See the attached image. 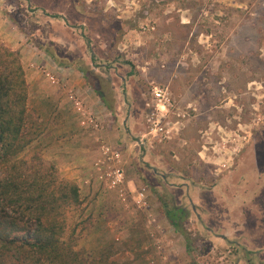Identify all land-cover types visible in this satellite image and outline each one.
I'll return each mask as SVG.
<instances>
[{"label": "rangeland", "instance_id": "374dc122", "mask_svg": "<svg viewBox=\"0 0 264 264\" xmlns=\"http://www.w3.org/2000/svg\"><path fill=\"white\" fill-rule=\"evenodd\" d=\"M135 8L140 18H138L140 20L138 31L146 34L152 31L150 28L157 19L159 25L170 28L174 23V17L183 16L190 27L185 33L178 30V37L184 39L183 36L186 37L188 32L191 34V45L196 53L195 59L219 55L217 50H220L221 45L226 44L224 41L228 38L231 27H238L236 41L241 42L240 51L242 50L244 59H248L250 66H253V69H250L253 72L250 78H254L256 94L249 101H236L239 111L241 110L244 115H238L233 122L229 120L228 127H236L237 130L228 132V135L220 133L224 139L222 143L231 146L230 152L226 153L227 156L224 154L225 150H217L225 155L221 165L220 162L200 165L194 162L188 163L189 160H196L193 158L195 149L190 150L183 157V148L177 144L179 140L173 142L172 132H169L168 138L163 135L155 137L144 135L150 142L142 145L140 151L135 142L129 150L121 147V161H125V164L121 163L125 179L130 180L132 189H143L147 194L156 215L153 228L147 224L149 215H145L136 207V209H125L114 191L102 189L100 185L94 183L101 197L106 201L93 213L94 203L81 194L82 207L67 215V233L78 224L77 246L92 256L111 250L113 253L111 260L117 264H177V259L179 264H238L243 252L241 247L222 240L219 234L214 233L207 226L215 223L216 220L214 208L206 202L213 197L210 195L198 198L196 202L199 206L198 211H193L190 199L193 202L194 197L185 196L177 186L186 181L194 188L201 182L203 189H206L217 182L220 184L215 192L220 194L222 200V182H219L218 178L228 175L230 179L233 176L239 178L238 181L242 185L255 184L254 189L250 191L254 196L248 198V201L245 199L243 206L249 208L257 203L262 205L260 210L264 211V89L262 87L264 85V0H0V11L8 16V20L21 33L18 41H25L27 44L30 54L34 57L30 60V65L34 64V66L45 59L51 62L52 59L59 62L61 60L69 62L73 59L77 63L91 59L93 62L101 63L104 59L101 50H109L113 45L117 47V42L124 32V26L120 27V19L117 16L126 17L132 14ZM0 43L11 49L8 43L1 40ZM224 46L222 49L226 48ZM15 51L19 54L18 50ZM109 56H111L110 52ZM119 56L120 53L117 52L115 58ZM19 57L22 63L20 54ZM126 61L133 70L131 58L127 57ZM90 73L94 74L93 71ZM111 77L112 82L108 78H102L100 87L105 93L106 102L114 107L115 100L111 98L114 90L125 92L126 88L121 85L120 79L115 74ZM139 86H142L143 92ZM150 87L151 84L145 81L138 87L134 85L130 88V99L127 101H124L120 95L118 103H115L119 110L117 109L115 114L112 112V121L118 124L119 120L127 118L128 127L133 133H138L140 130L145 134L147 127L145 116L153 103ZM170 98L171 106L164 119L168 127H172L170 122L173 116L185 120L193 117L199 110L198 103L182 107L180 101L173 96ZM214 102L218 104V100ZM242 102H246L248 108L245 109L241 105ZM171 109L173 114H170ZM32 123L34 127L29 128L34 130L37 137L18 156L27 158V161L38 157L44 163L55 166L50 143L44 139L47 127H42L41 124L45 122L39 121L40 126L38 121L31 120L28 126H32ZM177 129L180 130L181 127ZM143 134L140 137H143ZM173 144L179 147L178 158L173 157L175 148ZM190 154L192 157H189ZM55 168L61 177L66 178L56 166ZM197 170L204 171L206 176L210 173L209 179L193 178L194 171ZM230 172L232 175H229ZM232 199L235 202H232ZM225 200L227 201L225 204L231 205H237L238 202V198L231 196L223 197V201ZM176 207L187 211V216L179 220V230H176L165 216V209L173 210ZM207 207L211 211L205 210ZM225 222L231 224L228 219ZM247 223L250 224L246 220L241 225L240 229H244L240 233L241 239L254 238L259 230ZM231 234L226 238H238L236 232ZM153 237H160L161 243H169L168 250L172 248L171 254L163 258L162 256L167 252L162 251L161 248H154L153 253H150L152 250L150 247L143 248V242ZM185 237L189 239L188 249H186ZM260 250L264 251V247ZM157 251L161 252L157 253ZM259 256L264 257V254ZM242 257L248 258V263L254 261L250 254ZM254 263L261 262L257 259Z\"/></svg>", "mask_w": 264, "mask_h": 264}, {"label": "crops", "instance_id": "0c3cea01", "mask_svg": "<svg viewBox=\"0 0 264 264\" xmlns=\"http://www.w3.org/2000/svg\"><path fill=\"white\" fill-rule=\"evenodd\" d=\"M136 9L132 14L125 15L126 17L117 16L120 19V27L124 26V32L120 31L122 34L117 42V47L113 45L109 50L100 49L104 58L101 63L93 62L91 59L84 60L82 63H77L73 59L69 62L62 60L59 62L53 59L51 62L45 59L37 66L30 65V60L34 57L30 54L25 41H18L21 38V33L8 20V16L0 11V40L6 44L8 43L12 50H18L21 59H23L22 66L28 88V108L33 109L39 116L40 121L45 122L47 130L44 139L50 143L55 166L66 178L73 180L78 185L80 196L83 194L94 203L93 213L99 209L100 204H104L106 201L103 199L104 197H101L100 191L93 182L90 185L86 183L87 177L91 176L90 174L93 175V162L100 158L101 143H109L122 151L121 147L129 150L135 142L138 145V151H140L142 145L148 141L150 142L149 138L146 139L144 135L154 136V132H149L148 127H146L145 134L140 130H138V133H133L128 127L129 120L127 118L119 120L118 124L116 121H112V112L116 113V110H119L115 103H118L121 98L120 95H122L124 101H127V99H130V88L134 85L138 87L145 81L151 84L150 90L155 86L167 87L170 96L180 101L182 107L189 106L191 103H198L199 110L193 117L180 120L173 116L170 122L172 123L170 129L174 139L173 142L179 140L177 144L183 148V157L190 150L195 149L196 153L193 158L196 160H189L188 163L194 162L196 165H200L202 163L220 162L221 165V161L225 157L224 154L227 151L230 152L231 146L222 143L224 139L220 133L228 135V132L232 133L237 130L236 127H228L229 120L233 122V119L237 118L238 115H244L243 112H240L241 110L239 111L236 101H249L250 98L255 96L257 90V87L253 85L255 83L254 78H250L253 75L250 70L253 69V66H250L248 59H244L245 56L239 47L241 42L236 41V33L239 32L238 27H231L227 35L228 38L224 41L226 44H220V50H217L220 53L219 55L215 54L212 58L206 57L203 59L200 57V59H195L194 54L196 53L191 45V34L188 32L186 37L183 36L184 39L178 37V30L185 33L190 27L183 16L177 15V17H174V23L170 28L159 25V19H157L150 28L152 31L146 34L138 31L140 18L138 12L135 11ZM246 41V45H248V40ZM223 46L226 48L222 49ZM116 48L118 51H116ZM109 52L111 56H109ZM117 52L120 53V56L115 58ZM203 56L205 57V55ZM127 57L132 60L133 70L132 66L126 61ZM123 58L125 59L123 60ZM39 66L44 67L45 71L54 72L56 79L51 81L45 77V73L38 68ZM81 68L93 71L94 75L97 74L98 84H100L102 78H108L112 82V74L120 79L121 85L126 88V91L120 92L112 88L114 94L111 98L115 100L114 107H108L105 93L101 87H99V91L103 94V97H100L98 92L88 83ZM139 87L142 89V86ZM262 87L264 89V85ZM71 92L83 102L84 108L97 118L98 128H93V126L86 128V126L81 125L80 113L76 111L70 99ZM142 95L145 94L142 93ZM216 100H218V104L214 102ZM245 103L242 102L241 105L246 109L248 106ZM170 114H173L172 109ZM177 127H181V129L179 130ZM141 134H143V137H140ZM177 144H173L175 146L173 157L175 158L179 156ZM219 149L225 150V153L221 154L220 151H217ZM189 157H192V155L190 154ZM121 163L125 164V161H121L119 164ZM129 163L127 166H129ZM136 165L138 166V164ZM192 169L194 168L192 167ZM194 173L193 178L198 180L209 179L210 176V173H207L206 176L204 171L197 170ZM173 174L176 175L175 172ZM229 175H232V172ZM183 178L186 179L185 176ZM238 179L233 176L228 179V175L218 178V181L222 182V200L220 194L218 195L215 192L220 184L217 182L210 188L203 189L201 182L192 188L190 187L191 184L185 181L177 188L183 191L185 196L194 197L195 200L192 199V202L190 199V203L195 205V211H198L199 207L196 203L198 198L210 195L213 197L209 201L207 199L206 202L214 208L216 220L215 223L207 226L214 233L226 237L232 235V232L237 233L238 238L229 239L228 242L240 246L243 250L238 264H247L248 258L242 256L248 254L252 256L254 261L260 260L261 263L257 264H264V257L259 256L264 254V251L260 250L261 247H264V211L260 210L262 205L257 203L252 204V207L249 208L243 206L245 199L248 201V198L254 196L250 191L254 189L255 184L242 185ZM127 188L132 189V185L130 180L125 179L124 189ZM111 191H114L117 195V191ZM227 196L238 198L237 205L225 204L227 201H223V197L227 198ZM232 202H235V200L232 199ZM120 203L125 209H136L130 200H128V203L121 201ZM207 208L205 210L211 211ZM141 211L150 216L147 224L153 228L156 215L149 201L147 208L141 209ZM227 219L231 221L230 225L225 222ZM246 220L250 222L247 225L259 228L254 238L247 236L248 240L241 239L242 234H240L244 230L240 229L242 228L241 225ZM206 223L205 219L204 224L206 225ZM160 240V237L148 239L143 242V248L150 247L152 249L150 253L154 252V248H161L162 251L167 252L162 256L165 258L171 254L170 250L172 248L168 250L169 243H161ZM166 241L171 242L170 240ZM160 252L157 251V253ZM254 261L251 264H256ZM176 262L179 264L178 259Z\"/></svg>", "mask_w": 264, "mask_h": 264}, {"label": "trees", "instance_id": "16d2710c", "mask_svg": "<svg viewBox=\"0 0 264 264\" xmlns=\"http://www.w3.org/2000/svg\"><path fill=\"white\" fill-rule=\"evenodd\" d=\"M81 70L103 97L96 75ZM31 120L40 121L28 108L19 54L0 43V264H117L111 250L92 256L77 246L78 224L67 233L68 213L82 207L78 185L53 164L18 156L37 137ZM165 216L179 230L187 211L165 209Z\"/></svg>", "mask_w": 264, "mask_h": 264}, {"label": "built area", "instance_id": "2783aa9c", "mask_svg": "<svg viewBox=\"0 0 264 264\" xmlns=\"http://www.w3.org/2000/svg\"><path fill=\"white\" fill-rule=\"evenodd\" d=\"M41 70L45 73V76L54 81L56 76L52 71H45L44 67ZM153 103L147 112L146 124L149 128V132L153 131L154 136L169 137L171 127H168L167 122L164 119L167 115L168 108L171 106V98L167 87H153L152 90ZM70 99L76 111L80 113V123L86 128H98V120L90 112L84 108L83 102L76 97L72 92L70 93ZM122 152L119 148L110 145L109 143H101L100 146V158L96 159L92 164L93 175L87 177L86 183H97L103 189L117 191L119 200L123 203L131 201L132 205L136 208L145 209L148 206V198L143 190L136 189H124L125 174L122 168L121 162Z\"/></svg>", "mask_w": 264, "mask_h": 264}, {"label": "flooded vegetation", "instance_id": "af4514ba", "mask_svg": "<svg viewBox=\"0 0 264 264\" xmlns=\"http://www.w3.org/2000/svg\"><path fill=\"white\" fill-rule=\"evenodd\" d=\"M190 204H191V209H192L193 211L196 210L195 205H194L193 203H190ZM220 238H222L221 235H220ZM222 239H225V240L229 241V239H227L226 236H225V238H222ZM246 263H247V264H251L252 262H249V263H248V262L246 261Z\"/></svg>", "mask_w": 264, "mask_h": 264}, {"label": "water", "instance_id": "95a60500", "mask_svg": "<svg viewBox=\"0 0 264 264\" xmlns=\"http://www.w3.org/2000/svg\"><path fill=\"white\" fill-rule=\"evenodd\" d=\"M139 142H140V140H139ZM137 143H138V141H137ZM222 236V238H225V236L224 235H221Z\"/></svg>", "mask_w": 264, "mask_h": 264}]
</instances>
